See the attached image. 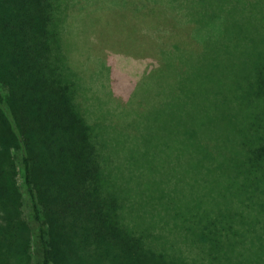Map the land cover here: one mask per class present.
Returning <instances> with one entry per match:
<instances>
[{
	"label": "trees",
	"instance_id": "trees-1",
	"mask_svg": "<svg viewBox=\"0 0 264 264\" xmlns=\"http://www.w3.org/2000/svg\"><path fill=\"white\" fill-rule=\"evenodd\" d=\"M99 1L0 0V264H264V15H249L262 0H165L139 17L142 2L124 4L158 59L143 109L135 91L115 106L83 87ZM124 105V128L164 117L161 144L119 143ZM192 139L186 197L158 161ZM226 164L229 181L200 192Z\"/></svg>",
	"mask_w": 264,
	"mask_h": 264
},
{
	"label": "rangeland",
	"instance_id": "rangeland-1",
	"mask_svg": "<svg viewBox=\"0 0 264 264\" xmlns=\"http://www.w3.org/2000/svg\"><path fill=\"white\" fill-rule=\"evenodd\" d=\"M135 1L137 2V0H109L103 2V4H101V8L98 10L99 12L97 11V14L101 15V18L103 19V29L101 30L100 34L102 36L101 40L96 43L95 39L93 40L92 35L88 36V28L85 31L81 30L82 34H80L82 36L79 41L78 49L79 53L82 54L80 61L83 62L86 59L84 64L88 69L87 73L84 75L86 84L83 86L86 88L85 90H87L86 93L93 91L91 95L98 96V100L101 102H103L102 100H108V98H110L109 100L115 106H118L119 103H124L127 101L131 94L135 91V103H139V109H143L144 105H146L145 97L150 95V93L146 94L145 67L150 62H155L158 59L154 53H151L150 50L147 49L148 46L143 40V38L146 39V26L141 29L139 22H133L132 18L134 16L130 11H128V9H131V7H125L124 5L127 2L134 4ZM138 1L139 3L142 2L143 4L140 6H144L142 9L140 8V13L135 12V14L139 17L144 16L143 12L148 10L147 8L149 6L146 8V5H150L154 2H157V5H160L165 0ZM119 5L121 6L118 7ZM259 6L264 8V0L260 2ZM153 8L156 10V12H159L160 7ZM87 9L89 12L90 5L87 7ZM132 11H134V9H132ZM249 15L252 17V19H256L264 15V10H260V8H258L255 9L254 12H250ZM124 17H126V20L122 19ZM124 36H127L128 39L125 40L126 38H124ZM147 36L149 38L156 39V35L151 36V33H147ZM141 40L144 41V44L140 42ZM90 42L92 43L90 47L93 50H87ZM102 67L106 70L105 73L103 70L101 72L99 71ZM109 67L114 71V75H112V72L109 74ZM99 80L105 89L98 85ZM143 83L145 84V91L144 88H139ZM93 86L98 87V89H93ZM138 98H144V101L141 102ZM195 101L197 102L199 99L196 97ZM97 102V100L94 101L95 104H97ZM122 107H124V110L126 111V116H123L125 117L123 120L119 117L118 120L115 121L116 128L113 129L116 137L120 140L119 143L121 145L126 140H128L130 142L129 144H131L133 148L134 145H137L136 143L140 139V136L143 135L145 136L146 140L149 139L148 142L151 144L162 143V140H159V138L165 137L164 117L162 115H155L157 118L158 127H155L153 124L146 128V118L139 121L138 118H136L133 120L131 119V125H129L130 128H124L125 125L130 123V121L126 123V118L129 120L132 118V107L131 105L126 107L124 105ZM154 121L155 120L153 118H150V123H153ZM176 122L181 126L180 121L176 119ZM150 127H152V129ZM140 129H142V133ZM180 141L181 140H178L177 144H174L175 146L171 151L174 155V158L171 160V165L165 164L164 161L161 160L158 162H161L164 167L171 166L173 168V170H170L168 174H170V176L178 175L175 177L179 178V181L175 183V189L178 190L177 193L182 192L187 197L188 193H197L198 191L196 183L200 179V176L198 177V171H196L195 167H193L196 162H198V156L196 153L197 146L193 139L188 143H179ZM116 142H118V140H116ZM145 143L146 141L142 142L141 145L146 153L149 154V149H145ZM126 149L129 150V147H126ZM135 149L137 148L135 147ZM127 150L126 155H129ZM135 151L136 150L133 149L132 153ZM133 156L135 155L132 154V157ZM222 170L223 172L219 171V175L217 176H212V173L210 172V177L209 179L207 178L206 182L201 185L199 189L200 192H208L212 187L214 179L218 178L219 176V183L228 182V175L235 172L234 166L232 164L224 165ZM235 189L236 187L233 188L234 191ZM214 200L215 198L213 199V197L210 196V204L213 205Z\"/></svg>",
	"mask_w": 264,
	"mask_h": 264
}]
</instances>
